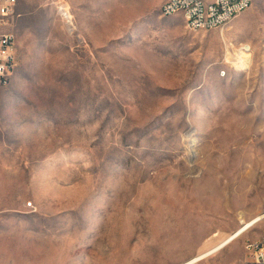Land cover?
Here are the masks:
<instances>
[{"label": "rangeland", "instance_id": "1", "mask_svg": "<svg viewBox=\"0 0 264 264\" xmlns=\"http://www.w3.org/2000/svg\"><path fill=\"white\" fill-rule=\"evenodd\" d=\"M17 1L0 264H183L264 214V0L202 31L166 0Z\"/></svg>", "mask_w": 264, "mask_h": 264}, {"label": "built area", "instance_id": "2", "mask_svg": "<svg viewBox=\"0 0 264 264\" xmlns=\"http://www.w3.org/2000/svg\"><path fill=\"white\" fill-rule=\"evenodd\" d=\"M17 0H0V84H7L16 69V34L11 30L17 16ZM252 0H166L164 16L181 15L190 31L222 28L250 8ZM247 264H264V232L247 240Z\"/></svg>", "mask_w": 264, "mask_h": 264}, {"label": "bare ground", "instance_id": "3", "mask_svg": "<svg viewBox=\"0 0 264 264\" xmlns=\"http://www.w3.org/2000/svg\"><path fill=\"white\" fill-rule=\"evenodd\" d=\"M66 15H68L67 12H65ZM264 218V214H259L250 220L243 222L242 226L239 227L236 231L228 235L227 237L223 238L221 241H219L217 244L213 245L209 249L205 250L203 253L198 255L195 258H192L191 260L183 263V264H196L200 260L213 255L214 253L222 250L225 247H228L230 245H233L236 243L239 237H241L249 228H251L254 224L261 221Z\"/></svg>", "mask_w": 264, "mask_h": 264}]
</instances>
